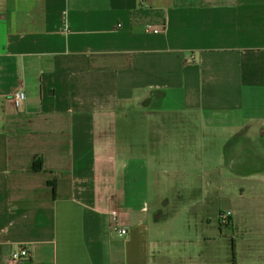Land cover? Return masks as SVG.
Here are the masks:
<instances>
[{"label":"crops","instance_id":"obj_1","mask_svg":"<svg viewBox=\"0 0 264 264\" xmlns=\"http://www.w3.org/2000/svg\"><path fill=\"white\" fill-rule=\"evenodd\" d=\"M182 121L203 129L213 217L165 215L160 179L151 203L150 154L194 141ZM0 248V264H264V0H0Z\"/></svg>","mask_w":264,"mask_h":264},{"label":"rangeland","instance_id":"obj_2","mask_svg":"<svg viewBox=\"0 0 264 264\" xmlns=\"http://www.w3.org/2000/svg\"><path fill=\"white\" fill-rule=\"evenodd\" d=\"M131 109L133 110L134 107H131ZM133 113L136 114L138 112L132 111ZM179 128L180 131L178 133L181 131H186L190 134L195 133L194 141L177 149L164 147L161 150V154H150L152 166L150 172V180L152 183L151 203L155 205L157 201L156 190L159 186H157L156 180L160 179L162 185L159 188L164 190L167 197L171 199L170 202L166 201L163 205L165 215L179 213L181 218L186 211L191 209V214H194L202 206L209 204L208 212L213 217L212 213L215 210L214 203L212 201L211 203L209 201L205 203L201 197V192L205 188V181L209 177L203 167L204 145L203 139L200 137L203 131L201 123L200 121L194 123L182 121L180 122ZM187 150L188 152H185ZM173 194H177V196H173ZM194 201L195 203H193ZM191 204L195 206L189 207ZM192 226L196 225L193 224ZM168 248L173 252L180 253L189 249L188 247L176 245H169Z\"/></svg>","mask_w":264,"mask_h":264},{"label":"built area","instance_id":"obj_3","mask_svg":"<svg viewBox=\"0 0 264 264\" xmlns=\"http://www.w3.org/2000/svg\"><path fill=\"white\" fill-rule=\"evenodd\" d=\"M146 28H147V31L150 33L158 34L161 32V29L153 27L151 25H148ZM25 99H26V94H25L24 90L18 89L17 91H15V93L12 96V100H13V103H14L17 110H19V111L22 110L23 103L25 102ZM126 212H129V210H126ZM110 214H111V220L117 221L118 215H119V209L117 207H114L110 211ZM231 214H232L231 211H228V212L222 214L221 219H222L223 223H229L230 222V215ZM115 229L117 230L118 233L124 234V235L127 234V232H128L127 228L121 227L118 224L116 225ZM12 258L15 260L18 259L19 254L18 253L13 254ZM1 260H2V257H1V248H0V263H1Z\"/></svg>","mask_w":264,"mask_h":264}]
</instances>
